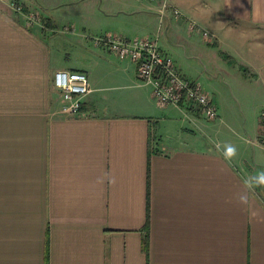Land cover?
Returning a JSON list of instances; mask_svg holds the SVG:
<instances>
[{
	"label": "crops",
	"instance_id": "crops-1",
	"mask_svg": "<svg viewBox=\"0 0 264 264\" xmlns=\"http://www.w3.org/2000/svg\"><path fill=\"white\" fill-rule=\"evenodd\" d=\"M104 33L156 37L183 78L212 85L217 115V82L239 103L264 96V0H0V264H264V189L234 200L264 169L258 107L245 127L263 160L226 163L198 119L158 107L133 63L89 40ZM58 70L88 79L76 118Z\"/></svg>",
	"mask_w": 264,
	"mask_h": 264
},
{
	"label": "built area",
	"instance_id": "built-area-1",
	"mask_svg": "<svg viewBox=\"0 0 264 264\" xmlns=\"http://www.w3.org/2000/svg\"><path fill=\"white\" fill-rule=\"evenodd\" d=\"M10 7L17 13L24 12L15 3H11ZM174 14L179 13L175 11ZM26 17L29 24L39 22L34 14ZM202 36L210 39L207 32H203ZM89 40L96 47H105L119 60L131 61L136 67L139 83L150 87L151 96L158 107H174L182 111L192 107L204 119H217V109L210 94L199 83L190 82L181 76L173 60L159 50L156 37L127 38L115 33H104ZM52 85L62 99L61 115L67 119L76 118L82 98L91 92L86 75L58 70L53 74Z\"/></svg>",
	"mask_w": 264,
	"mask_h": 264
},
{
	"label": "rangeland",
	"instance_id": "rangeland-1",
	"mask_svg": "<svg viewBox=\"0 0 264 264\" xmlns=\"http://www.w3.org/2000/svg\"><path fill=\"white\" fill-rule=\"evenodd\" d=\"M5 1V0H2ZM8 1V0H7ZM15 3V2H14ZM17 4V3H16ZM165 6L162 5V8ZM178 12V11H177ZM40 24L45 27L46 33H52L51 28L49 29L48 26L45 24V20L41 18ZM191 26V25H190ZM191 29H194V27L191 26ZM48 31V32H47ZM62 36L65 34H61L60 31H57L53 36ZM210 41L213 36L209 35ZM208 36V37H209ZM90 38V37H89ZM52 57V56H51ZM218 60L220 62H223L224 65L227 67H230V71H235L232 70V66H234V62H239L240 58H236L233 56V54L225 51L220 57H218ZM129 61V60H126ZM131 62V61H129ZM132 63V62H131ZM223 72V76H226L227 69H221ZM225 70V71H224ZM225 72V73H224ZM222 79V78H221ZM219 83L217 87L219 88V96H216V102L218 103V100L223 104V111H218V116L217 119L215 120H207L204 119L200 116L198 111H192L193 108L190 109H185V112L187 116V121L194 122L195 123V118L198 119L196 120V125H194V130L196 131V134L205 142L212 143V142H217L220 143L221 145H224L225 143H231L234 144L237 149H238V154H241V157H245L247 160V163H250L253 158H256L257 163L260 164V159L263 160V158L260 157V155L254 150L253 145L249 142V136L246 134V128L245 125L249 124V118L252 107L257 106V115L258 116V129H257V136L254 137V140H256L257 143L260 145L264 146V107L262 106V103L264 102V96H260L258 93H256L254 96L253 94H250L249 92H245L243 94H239V100L241 103L238 102L236 99V94L237 91L235 90V85H233L232 91L228 88V85H223L221 82ZM201 86H203L206 92L209 94H216L215 89L213 90L212 85H208L206 83H199ZM208 90V91H207ZM226 104L230 105L231 108H236L237 110H243V111H225ZM192 125V124H191ZM193 126V125H192ZM213 144V143H212ZM264 155H262L263 157Z\"/></svg>",
	"mask_w": 264,
	"mask_h": 264
},
{
	"label": "clouds",
	"instance_id": "clouds-1",
	"mask_svg": "<svg viewBox=\"0 0 264 264\" xmlns=\"http://www.w3.org/2000/svg\"><path fill=\"white\" fill-rule=\"evenodd\" d=\"M214 148L222 156V159L226 163H230L238 154V149L234 144L225 143L221 145L217 142H212ZM221 172L224 171L223 168L220 169ZM102 182V181H101ZM110 182L114 183V180ZM257 189H264V169L254 171L245 177L242 181V190L235 194V202L242 208L247 209L250 205L251 198L256 195Z\"/></svg>",
	"mask_w": 264,
	"mask_h": 264
}]
</instances>
